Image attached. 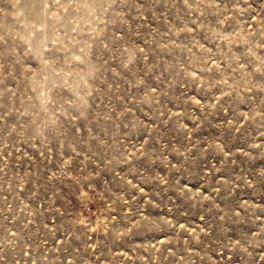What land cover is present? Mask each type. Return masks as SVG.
<instances>
[{
    "label": "rangeland",
    "instance_id": "rangeland-1",
    "mask_svg": "<svg viewBox=\"0 0 264 264\" xmlns=\"http://www.w3.org/2000/svg\"><path fill=\"white\" fill-rule=\"evenodd\" d=\"M0 264H264V0H0Z\"/></svg>",
    "mask_w": 264,
    "mask_h": 264
}]
</instances>
